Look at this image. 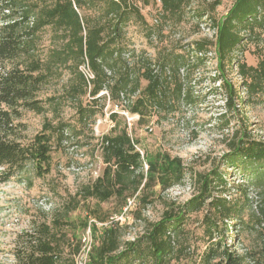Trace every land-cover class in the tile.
<instances>
[{
  "label": "trees",
  "instance_id": "16d2710c",
  "mask_svg": "<svg viewBox=\"0 0 264 264\" xmlns=\"http://www.w3.org/2000/svg\"><path fill=\"white\" fill-rule=\"evenodd\" d=\"M193 1L0 0L1 9L7 11L0 25V57L25 59L0 71V181L22 171L28 162L36 165L39 176L48 173L53 140L62 143L68 129L77 136L87 128L93 129L102 112L100 100L104 99L105 103L109 98L113 104L127 102L124 108L140 119L157 109L173 111L174 104L189 93L185 81L190 71L209 59L210 53L216 55L224 76L233 67L241 76L238 85L225 79L230 98L227 111H239L231 104L233 98L248 105L254 101V94H264V56L254 66L237 55L249 40L264 41V0H234L226 14L210 18L216 32L214 38L195 40L187 50L161 49L153 59L129 49V22L145 24L150 37L159 26L157 16L153 17L154 23H149L142 6L155 4V12L181 21ZM220 3L221 0H216L212 9ZM194 13L196 18H202L205 13L209 17V10L198 9ZM45 30L51 31L54 46L42 54L37 39ZM82 66L87 67L91 76ZM64 70L69 74L68 93L78 104L77 124L64 121L54 124L47 120L31 141L23 142L14 124L20 116V107L38 113L46 111L37 95L44 84ZM243 88L247 98L240 96ZM55 99L49 98L53 107L59 104L54 103ZM110 119L113 126L100 140L105 167L93 183L84 187L85 198L101 202L116 198L122 201L123 209L128 198L139 190L146 192L157 185L165 191L184 179L185 168L180 158L162 152L142 153L137 147L139 140L128 130V122L122 121L117 111L111 112ZM247 133L245 130L239 135L238 130L234 131L228 140L229 151L221 160L225 167L231 168L229 175L239 173L262 188V204L253 218L241 219L238 202L218 193L220 187L223 191L227 186L226 172L218 167L211 172L212 177L203 178L197 196L177 211H164L160 220L150 223L146 233L124 242L123 246L119 229L105 227L100 240L91 245L88 264H172L193 252L199 264H247L251 256L264 264V244L244 254L233 250L227 238L231 230L233 240L238 241L244 230L258 231L256 225L264 223V140L251 138ZM141 198L145 200V194ZM201 211V240L205 248L198 251V246L191 243L189 223L191 214ZM96 216L100 221L105 219ZM70 224L62 217H55L50 223L35 222L32 229L18 236L13 252L17 264H75L80 245L74 251L70 249V241L78 238L70 236L67 230L72 228ZM83 225L86 228L88 222ZM262 230L260 235L264 234V227ZM66 252L71 257H65Z\"/></svg>",
  "mask_w": 264,
  "mask_h": 264
},
{
  "label": "rangeland",
  "instance_id": "374dc122",
  "mask_svg": "<svg viewBox=\"0 0 264 264\" xmlns=\"http://www.w3.org/2000/svg\"><path fill=\"white\" fill-rule=\"evenodd\" d=\"M215 1L194 0L186 8L185 17L181 21L164 17L160 11L155 12V4L142 6V12L149 23H154L153 17L157 16L159 26L154 28L155 33L150 37L149 28L145 24L134 20L129 22V49L135 54H145L154 59L161 49L166 52L172 49L184 51L191 48L195 40L214 38L216 32L210 18L222 17L234 0H221L213 10ZM198 9L209 10V17L207 13L202 18L194 17V12ZM5 13L7 11L3 12L0 7V25ZM51 35L50 30H45L37 39L42 54L54 46ZM237 55L249 65H257L264 56V41L249 40ZM209 56L198 68L190 71L189 79L185 81V90L189 93L174 104L173 111L157 109L153 114L140 119L137 114H131L124 108L127 102L113 104L109 98L105 103L104 99L100 100L102 112L98 114L93 129L87 128L78 136L68 129L65 134L67 138L62 143L57 139L53 140L48 173L39 176L36 165L28 162L22 171L6 181H0V264H17L13 252L18 236L32 229L35 222L46 220L50 223L55 217L72 222V228L67 227V230L70 236L76 235L78 238L70 241V249L74 251L77 244L80 245V250L74 257L75 264H88V247L100 240L105 227L115 226L119 229L123 246L124 242L146 233L150 223L160 220L164 211H177L189 199L197 196L201 191L203 178L206 175L212 177L211 172L218 167L225 170L227 179L226 188L220 191V187L218 193L238 202L242 208L241 219L248 221L253 218L262 204V188L239 173L236 176L229 175L231 168L225 167L221 158L229 151L228 140L235 130L239 131V135L247 130V135L251 138L264 140V94H254V101L248 105H242L237 98H233L231 104H235L239 111H227L230 98L225 79L238 85L241 76L235 67L228 69L224 76L216 55L210 53ZM22 60L25 59L10 60L0 57V71L8 70ZM83 71L86 73L85 69ZM68 82L69 74L64 70L41 87L37 98L47 108L43 113L20 107V116L15 119L14 124L23 142L31 141L47 120L54 124L58 121L77 124L78 104L68 93ZM103 93L105 91L100 94ZM240 96L247 98L244 88ZM86 97L83 98L84 102ZM49 98H56L54 103L58 102V106L53 107ZM114 111L119 113L122 121L128 122V130L139 140L137 147L144 154L168 153L171 157L180 158L185 168V177L180 183L165 191L160 190L157 185L146 192L139 190L128 198V207L123 209L122 201L116 198L101 202L95 198H85L83 194L84 187L103 173L105 163L101 155L100 140L113 126L110 114ZM142 194H145V200H142ZM130 200L134 202L130 204ZM202 212L192 213L189 223L191 243L192 246H198L199 249L195 247L198 251L205 248L199 221ZM96 215L104 217V221H100ZM84 222H88L86 228ZM256 226L258 231L244 230L238 241L233 240L230 230L227 235L228 244H233V250L244 254L259 248L264 244V234H259L264 223ZM68 250L69 247L67 252ZM67 252L65 257H71ZM197 259L193 252L175 259L172 264H199ZM247 264L260 263L251 256L248 257Z\"/></svg>",
  "mask_w": 264,
  "mask_h": 264
},
{
  "label": "built area",
  "instance_id": "2783aa9c",
  "mask_svg": "<svg viewBox=\"0 0 264 264\" xmlns=\"http://www.w3.org/2000/svg\"><path fill=\"white\" fill-rule=\"evenodd\" d=\"M81 68H82V70H83V69L86 70V74H87V75H90L86 66H82ZM90 76H91V75H90ZM142 153H143V152H142ZM133 202H134V200H132V201L130 200V201H129L130 204H132ZM127 207H128V205H127ZM90 248H91V245L88 247V250H87V257H88V253H89Z\"/></svg>",
  "mask_w": 264,
  "mask_h": 264
}]
</instances>
